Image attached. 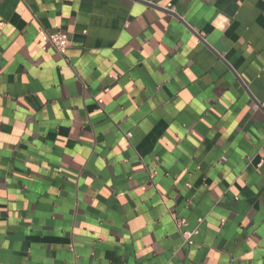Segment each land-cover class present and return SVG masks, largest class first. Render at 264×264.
I'll list each match as a JSON object with an SVG mask.
<instances>
[{"label":"crops","instance_id":"1","mask_svg":"<svg viewBox=\"0 0 264 264\" xmlns=\"http://www.w3.org/2000/svg\"><path fill=\"white\" fill-rule=\"evenodd\" d=\"M0 264H264V0H0Z\"/></svg>","mask_w":264,"mask_h":264},{"label":"built area","instance_id":"2","mask_svg":"<svg viewBox=\"0 0 264 264\" xmlns=\"http://www.w3.org/2000/svg\"><path fill=\"white\" fill-rule=\"evenodd\" d=\"M47 40L50 45L54 48V50L61 56H64L67 50L70 48V41L59 33L48 34ZM174 223L185 244L190 246L192 244L191 237L195 232L182 230V228L186 226V222L183 219H176Z\"/></svg>","mask_w":264,"mask_h":264},{"label":"clouds","instance_id":"3","mask_svg":"<svg viewBox=\"0 0 264 264\" xmlns=\"http://www.w3.org/2000/svg\"><path fill=\"white\" fill-rule=\"evenodd\" d=\"M231 129H229V131H230ZM7 139V138H6Z\"/></svg>","mask_w":264,"mask_h":264}]
</instances>
